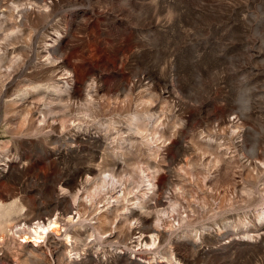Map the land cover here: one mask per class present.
<instances>
[{
  "label": "rangeland",
  "instance_id": "rangeland-1",
  "mask_svg": "<svg viewBox=\"0 0 264 264\" xmlns=\"http://www.w3.org/2000/svg\"><path fill=\"white\" fill-rule=\"evenodd\" d=\"M0 206V264H264V0H0Z\"/></svg>",
  "mask_w": 264,
  "mask_h": 264
},
{
  "label": "bare ground",
  "instance_id": "bare-ground-1",
  "mask_svg": "<svg viewBox=\"0 0 264 264\" xmlns=\"http://www.w3.org/2000/svg\"><path fill=\"white\" fill-rule=\"evenodd\" d=\"M112 197V196H111ZM117 200V199H116ZM13 205V207H14V203H12ZM11 205V204H10ZM6 206V205H5ZM9 206V205H8ZM12 206H10L11 208H7V207H4V208H1V206H0V230L2 231V230H5V229H7L8 227H10V226H7V217H9V214L11 213V211H12V209H13V207ZM14 212V211H13ZM76 214L77 213H75L73 216H69V220H73L75 217H76ZM80 218V217H79ZM16 225V224H15ZM18 225V224H17ZM13 227V226H12ZM30 228H33L34 227V242L35 243H39V241H41L42 239V237H43V235H45V234H47L48 233V235H49V232H53V233H58L59 232V224H58V221H57V219L56 220H54V219H50L48 222H41V221H39L35 226H29ZM21 237H24L25 236V232L22 234V235H20ZM32 236V235H31ZM155 236H156V234L155 233H153L152 234V237H151V241L152 242H154L155 243ZM26 237V236H25ZM67 237H68V235H67ZM24 241H26V238H24L23 240H20L19 242L20 243H22V242H24ZM69 241V240H68ZM145 243V242H144ZM145 244H147V243H145ZM148 245V244H147ZM29 258V257H28ZM31 258V257H30Z\"/></svg>",
  "mask_w": 264,
  "mask_h": 264
}]
</instances>
